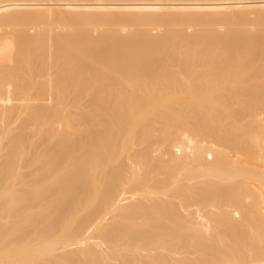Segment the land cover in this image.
Instances as JSON below:
<instances>
[{"label": "bare ground", "instance_id": "1", "mask_svg": "<svg viewBox=\"0 0 264 264\" xmlns=\"http://www.w3.org/2000/svg\"><path fill=\"white\" fill-rule=\"evenodd\" d=\"M0 264H264V0H0Z\"/></svg>", "mask_w": 264, "mask_h": 264}]
</instances>
